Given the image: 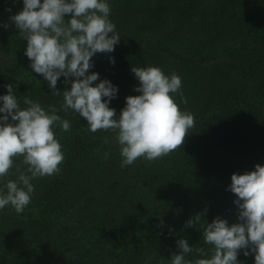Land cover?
I'll use <instances>...</instances> for the list:
<instances>
[{
	"label": "trees",
	"instance_id": "trees-1",
	"mask_svg": "<svg viewBox=\"0 0 264 264\" xmlns=\"http://www.w3.org/2000/svg\"><path fill=\"white\" fill-rule=\"evenodd\" d=\"M110 2L121 39L113 52L96 53L89 69L119 86L109 106L118 116L125 97L139 94L132 65H159L182 77L187 103L180 107L194 114V126L180 148L121 168L113 131L91 132L86 118L61 110L71 127L56 129L60 171L32 180L23 212L0 210V264H170L181 237L194 245L187 258L202 255L196 248L210 254L206 219H237L236 194L226 190L231 174L264 164V0ZM8 6L15 13L23 3L0 0V21H8ZM17 32L0 24V94L13 83L21 102L28 95L59 107L62 94L32 71ZM63 79L57 87H70ZM17 166L27 167L22 155L5 179L16 178ZM197 212L203 218L186 226ZM238 259L254 264V254Z\"/></svg>",
	"mask_w": 264,
	"mask_h": 264
},
{
	"label": "clouds",
	"instance_id": "clouds-1",
	"mask_svg": "<svg viewBox=\"0 0 264 264\" xmlns=\"http://www.w3.org/2000/svg\"><path fill=\"white\" fill-rule=\"evenodd\" d=\"M23 7L13 13L3 27L14 26L26 41L24 54L30 68L42 74L52 92L61 95L59 107L43 106L38 99L25 95L19 99L13 83L5 85L0 94V210L11 205L21 213L34 193L32 180L60 171L64 159L63 146L56 129L68 131L71 122L61 116V110L71 109L86 118L91 132L111 130L119 146L120 167L132 165L138 158L152 161L183 144L186 133L194 126V114L182 109L187 103L182 77L177 72L166 73L161 66H131L139 80L135 91L125 97V106L116 115L110 107L119 86L110 79H100L94 67V55L111 53L121 35L111 19L110 0H22ZM115 63L114 57H109ZM70 87L60 89L58 80ZM98 81L97 83H93ZM179 97V99H177ZM24 106H21V105ZM107 142V138H105ZM22 155L27 167L17 166L16 178L5 179L13 167L14 158ZM109 152H104V158ZM235 195V222L227 217L206 219L202 229L205 244L211 245L210 254L204 248L195 251L202 255L189 259L194 245L185 237L176 240V252L170 264H246L238 259L254 254V264H264V164L256 163L253 170L233 172L227 189ZM203 218L195 213L186 222L193 226Z\"/></svg>",
	"mask_w": 264,
	"mask_h": 264
},
{
	"label": "rangeland",
	"instance_id": "rangeland-1",
	"mask_svg": "<svg viewBox=\"0 0 264 264\" xmlns=\"http://www.w3.org/2000/svg\"><path fill=\"white\" fill-rule=\"evenodd\" d=\"M231 27H232V28H230V29L227 30V31L230 32V33L235 32V27H234V26H231ZM185 137H187V133H186Z\"/></svg>",
	"mask_w": 264,
	"mask_h": 264
}]
</instances>
